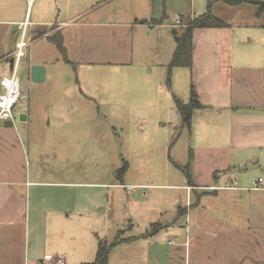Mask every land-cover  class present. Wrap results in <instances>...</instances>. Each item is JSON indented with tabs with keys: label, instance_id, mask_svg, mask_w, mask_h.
<instances>
[{
	"label": "crops",
	"instance_id": "0c3cea01",
	"mask_svg": "<svg viewBox=\"0 0 264 264\" xmlns=\"http://www.w3.org/2000/svg\"><path fill=\"white\" fill-rule=\"evenodd\" d=\"M204 1L0 0V71L9 68L22 32L19 25L27 22L32 50L28 72L31 75L33 64L46 66L45 81L50 71L54 79L63 80L60 64L126 65L132 69L128 73L140 76L142 66L150 63L143 54H168L170 29L182 28V34L184 27H175L172 16L193 19L211 12L225 22L193 31V65L187 68L201 107L198 124L194 118L200 129L191 135L197 139L192 149L193 178L178 185L187 189L186 204L177 205L178 219L114 245L116 251L129 243L134 264H264V178L250 177L249 170L252 158L254 165L264 156V8L246 1ZM57 33L65 53L50 40ZM145 39L150 50L144 51ZM37 45L45 47L42 54H37ZM48 45L53 53V45L58 50L55 64L48 58ZM177 45L172 46L174 52ZM156 67L160 87L168 67L162 63ZM38 101L35 105L43 103ZM22 115L24 126L16 123V111L12 126L9 121L0 123V264H57L60 255L66 264L93 263L107 213L116 209L120 197L115 196L112 205L104 192L75 197L74 182L60 177L44 180L53 175L38 165L27 169L31 145L26 147L20 128L28 125L31 144L33 115ZM222 118H227L224 127L208 126V119ZM261 177L263 182L255 186ZM49 183L59 184L57 190L41 193L39 188ZM119 185L149 186L124 181ZM164 236L168 240L160 239Z\"/></svg>",
	"mask_w": 264,
	"mask_h": 264
},
{
	"label": "rangeland",
	"instance_id": "374dc122",
	"mask_svg": "<svg viewBox=\"0 0 264 264\" xmlns=\"http://www.w3.org/2000/svg\"><path fill=\"white\" fill-rule=\"evenodd\" d=\"M203 1L197 0L200 4ZM174 18L172 16L173 21ZM181 29L177 28L176 32L170 29V40L166 43L168 54L165 51L162 54L157 51L143 54L150 63L145 68L142 66L141 77L128 73L132 69L126 65L77 67L60 64L63 80L54 79L50 71L48 80L35 82L26 63L31 58L30 47L21 58L18 71L21 95L15 105L18 119L15 122L21 125L20 115H33L30 134L34 141L31 144L28 125L20 128L26 147L31 145L28 149L30 162L26 168L34 169L37 165L47 168L50 171L46 173L53 175L52 179L48 178L49 175L44 176L47 181L60 177L74 182L72 190L75 197L78 193L104 192L107 204L111 205L115 196L120 197L117 198L116 209L107 213L104 237H100L109 245L116 241L120 243L131 235L146 236L161 223L178 219L177 205L186 204L187 189L178 185L189 182L188 171L191 180L193 178L192 149L197 139L191 135L194 134L193 129H200L196 117L200 108L193 109L191 127L184 126L180 103H188L192 98L191 68L171 66L172 46L177 44ZM29 35L27 41L30 40ZM148 41L145 39L144 51L150 50ZM242 41L244 43L246 39ZM50 46L48 58L51 64H55L59 53L54 45L53 53ZM261 49L264 51V43ZM36 50L39 55L45 47L37 45ZM161 63L168 67L162 88L157 86L160 76L159 67H156ZM150 68H153L152 72ZM38 98L43 105H35ZM207 121L209 127L220 128L225 126L227 118ZM251 161L250 177L264 178V156L255 166ZM56 165L61 167L57 169ZM124 166L127 167L123 174ZM121 181L143 182L149 186L139 185L128 190L119 185ZM82 182L95 184H79ZM49 184L39 188L41 193L57 190L55 186L59 185ZM192 194L196 200L195 193ZM157 213L160 214L157 216ZM154 221L156 223L152 224ZM185 221L186 217H181V222ZM130 222L133 224L131 229ZM160 239L168 240V236ZM128 244L126 242L124 245L127 246L112 250L109 260L116 264H134L131 259L134 251L129 250Z\"/></svg>",
	"mask_w": 264,
	"mask_h": 264
},
{
	"label": "trees",
	"instance_id": "16d2710c",
	"mask_svg": "<svg viewBox=\"0 0 264 264\" xmlns=\"http://www.w3.org/2000/svg\"><path fill=\"white\" fill-rule=\"evenodd\" d=\"M229 4H239L244 1L246 2H252L255 4H258L260 7V10L264 8V1H259V0H223ZM188 20L187 26L183 29L182 34L179 35L178 37V45L177 48L174 52L173 59L171 62V66H182V67H192L193 65V31L197 27H211V26H225V22H223L220 18L216 17L213 15L211 12H208L206 14L200 15L196 18L190 19V18H185ZM50 40H52L58 47V49L62 52L65 53L66 49L64 46V42L62 39V36L57 33L53 34L50 36ZM181 105V113H182V119L184 126L191 127V119H192V113L193 109L196 107H201L200 102L197 100V95L195 92V88L193 86V92H192V98L190 102L182 104ZM9 123H12L9 121ZM127 166H124V169ZM123 169V170H124ZM126 171V169L123 172ZM188 173V179L191 181V174ZM118 241L114 242L113 244H108L107 240L105 239H100L99 238V243H98V255L97 259L93 263H87V264H110L109 262V254L116 245Z\"/></svg>",
	"mask_w": 264,
	"mask_h": 264
},
{
	"label": "built area",
	"instance_id": "2783aa9c",
	"mask_svg": "<svg viewBox=\"0 0 264 264\" xmlns=\"http://www.w3.org/2000/svg\"><path fill=\"white\" fill-rule=\"evenodd\" d=\"M187 24V19L181 16L175 17V27H186ZM19 28L22 31V35L16 45L13 65L8 62L9 68L3 69L0 72V123L6 121L15 122V105L20 99L21 95L18 69L21 58L26 55V49L29 47V43L26 40L28 23L22 22L19 25ZM261 182H263L262 177L255 182V186H259ZM126 187L128 189L131 188L130 186ZM55 261L57 264H66L63 255L55 258Z\"/></svg>",
	"mask_w": 264,
	"mask_h": 264
},
{
	"label": "water",
	"instance_id": "95a60500",
	"mask_svg": "<svg viewBox=\"0 0 264 264\" xmlns=\"http://www.w3.org/2000/svg\"><path fill=\"white\" fill-rule=\"evenodd\" d=\"M14 59L11 60V65H13ZM47 68L44 65L33 64L31 66V76L32 80L35 82H43L46 79ZM21 118H25L24 115L20 116Z\"/></svg>",
	"mask_w": 264,
	"mask_h": 264
}]
</instances>
